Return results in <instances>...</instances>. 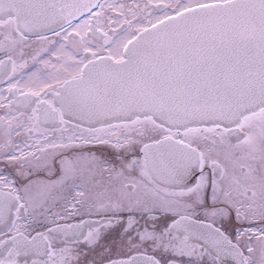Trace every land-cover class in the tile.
Listing matches in <instances>:
<instances>
[{
  "label": "snow or ice",
  "instance_id": "obj_1",
  "mask_svg": "<svg viewBox=\"0 0 264 264\" xmlns=\"http://www.w3.org/2000/svg\"><path fill=\"white\" fill-rule=\"evenodd\" d=\"M0 264H264V0H0Z\"/></svg>",
  "mask_w": 264,
  "mask_h": 264
},
{
  "label": "flooded vegetation",
  "instance_id": "obj_2",
  "mask_svg": "<svg viewBox=\"0 0 264 264\" xmlns=\"http://www.w3.org/2000/svg\"><path fill=\"white\" fill-rule=\"evenodd\" d=\"M123 2H125V3H132V0H123ZM38 67H40V66L38 65Z\"/></svg>",
  "mask_w": 264,
  "mask_h": 264
}]
</instances>
